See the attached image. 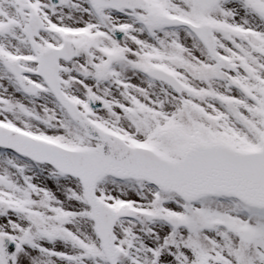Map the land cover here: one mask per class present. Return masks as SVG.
<instances>
[{"label": "snow or ice", "instance_id": "1", "mask_svg": "<svg viewBox=\"0 0 264 264\" xmlns=\"http://www.w3.org/2000/svg\"><path fill=\"white\" fill-rule=\"evenodd\" d=\"M0 264H264V0H0Z\"/></svg>", "mask_w": 264, "mask_h": 264}]
</instances>
